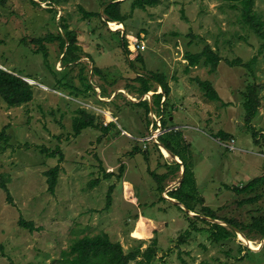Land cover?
I'll return each mask as SVG.
<instances>
[{
	"label": "rangeland",
	"instance_id": "374dc122",
	"mask_svg": "<svg viewBox=\"0 0 264 264\" xmlns=\"http://www.w3.org/2000/svg\"><path fill=\"white\" fill-rule=\"evenodd\" d=\"M104 1L0 0V67L31 77L27 79L34 85L32 100L23 105L9 107L0 98V130L9 136L7 148L0 151V182L6 179L10 195L8 200L0 185V264H58L73 240L101 233L119 241L125 251L144 250L156 241L155 257L144 264H264V237L253 233L249 240L223 220L240 224L264 214V195L252 205L239 206L227 188L264 175L260 39L241 21L239 8L226 0H158L145 8L123 0L119 9L125 18L115 25L100 12ZM80 7L95 14L86 17ZM254 10L264 18V0H255ZM64 24L80 48L73 63L64 62L59 40L49 36L64 35ZM122 37L127 50L137 48L140 58L125 53ZM205 44L222 58L216 71L209 73L200 63L186 72L185 54L199 52ZM254 56L255 78L245 67L229 64ZM153 72L163 73L170 85L164 114L152 110V95L162 91L157 84L145 95L137 91L135 78ZM81 76L93 89L74 99L68 86L83 88ZM196 78L210 80L222 101L208 100ZM253 80L261 99L251 121L256 136L245 125L242 104V90ZM144 99L150 106L147 114L136 104ZM80 107L107 129L88 127L75 134ZM171 130L182 132L189 144L184 156L197 189L192 213L165 198L180 185L182 168L174 170V164L181 160L154 138L159 142L160 133ZM221 131L230 138L216 137ZM57 148L55 157H49ZM56 165L60 171L50 192L44 171ZM203 207L235 234L214 242L208 225L199 220L193 222L200 229L193 230L186 213L201 218ZM21 220L38 229L21 226ZM186 229L190 235L179 242Z\"/></svg>",
	"mask_w": 264,
	"mask_h": 264
},
{
	"label": "trees",
	"instance_id": "16d2710c",
	"mask_svg": "<svg viewBox=\"0 0 264 264\" xmlns=\"http://www.w3.org/2000/svg\"><path fill=\"white\" fill-rule=\"evenodd\" d=\"M121 1L123 0L104 1V7L102 9V12L105 15L106 21L122 22L124 20L125 16L120 12L119 9V4ZM226 1L232 3L231 7L239 8L241 21L245 25H247L260 39L258 53H262V51L264 50V18H262L254 10L255 0ZM49 2L59 3V0H49ZM157 2L158 0H133L132 7L145 8V6H152ZM80 11L86 17L95 14L94 12L86 11L82 7H80ZM97 15L100 16L98 12ZM105 20L104 22H106ZM64 28V35L58 34L56 36H49L50 38H56L59 40L61 48L64 49V54L62 56L64 62L73 63L72 61L79 58V55H77L74 51L77 49L79 50L80 48L79 46H77L75 34L70 30H67V26L65 24ZM36 41L39 43V46L42 47V50L44 51L43 55L46 57L47 51L40 43L42 40L37 39ZM120 42L122 43L125 53L128 54L129 57L134 55H136L137 58L141 57L139 54H136L139 53V50L137 48L133 49L132 51L127 50L126 40L123 37L120 39ZM256 58L257 56H254L247 62H242L240 58H236L232 61H229V64L241 65L245 67L249 71L248 75H250L252 78H255L253 66L255 64ZM185 59L187 60V65L185 68L186 72H188L191 67L197 66L198 64L202 63L203 65L209 68V73L215 72L219 62L222 60L221 56L209 44H205L202 50L199 52H187L185 54ZM96 71L99 72L98 70ZM25 78L32 79L31 77L19 76L3 68H0V98L7 104V106L16 107L28 103L32 100L34 85L29 83ZM80 78L83 83V88H79L73 85H65L69 87L68 95L73 97L74 99L79 96H86L88 94L87 92L90 89H93L92 84L88 83L85 77L81 76ZM135 79L139 82V87H137V91L140 96L145 95L151 90H155L152 88V84L154 83L162 89L161 92H157L152 95V110L155 109L160 114H164V103L166 102L165 100L168 99L170 93V85L167 82L166 76L160 72H153L150 74V76L140 75L137 76ZM196 80L198 85L203 89L204 96L208 100L219 102L222 101L219 93L213 87V84L210 80H201L199 78H196ZM259 90L260 86L259 84H256L254 80L248 82L242 90V104L245 111V125L251 128L252 134L254 136H256L257 133L254 131V128L251 125V121L257 115L258 108L260 106L261 99L259 97ZM102 97H105V95L103 94ZM136 104L144 106L146 114L150 112V106L148 104L147 99L138 101L136 102ZM76 111L77 116L75 117L73 123L75 134H78L82 129L88 127L97 126L101 129L104 128L103 130L107 129L106 126H103L99 122L96 123V117L94 116V114H91L86 111V108L80 107ZM148 124L149 121H147L146 126H148ZM165 124V120H162L161 127L166 128ZM216 137H219L221 140H227L230 138V135L221 131L217 133ZM157 140L166 150H168L170 153L174 154L181 160V164H174V170H179L181 166L184 167V175L180 185L176 189L168 191L167 195L171 198L180 201L188 210L195 211V207L192 201H194V195L197 192V189L191 167L192 165L191 163H188L186 161V158L184 156L185 152H187L188 150L189 144L185 141L182 132H180L179 130L165 131L157 137ZM8 142L9 136L6 133L5 129L0 130V151L5 150L7 148ZM57 152H59V148H57V150L55 151L49 152L48 156L55 157ZM59 160H62L61 154ZM59 171V165H56L44 171V175L46 176V181L48 182V189L50 192H54ZM156 175L155 177L158 178ZM162 176L165 177L166 174H162ZM96 182L97 180H94L92 183ZM0 185L5 191L7 199L10 200L9 190L6 186V179L2 178ZM162 188L163 187L161 186V192L163 191ZM227 188L231 189L235 193L236 197L238 198L237 204L239 206L252 205L264 195V192L262 190L264 188V175L257 176L246 182L244 185L232 187L227 186ZM107 199L109 204L111 199L110 189L107 193ZM161 199H164V197L161 196ZM178 208L181 211L183 210L179 206ZM201 212L204 216L211 217L213 219H220V216L215 214V212L208 207H203ZM186 215L189 218H192V220L190 221V225L192 226L193 230L200 229L195 225V223L193 222L194 220H199L207 224V231L209 232V235L214 242L226 240L232 234H235L233 231H231V229L222 226L216 222L212 223L206 219L199 218L197 216H189L187 213ZM223 220L243 232L249 240L253 239V233H258L259 237H264V214H253L249 217L246 223L240 224L232 219L224 218ZM20 224L21 226L31 230L38 229L34 227L31 221L21 220ZM189 235L190 230L186 229L179 236L178 241L183 242L185 238ZM2 249L3 245L0 243L1 252ZM245 249L247 251H250V249L246 247ZM156 252L157 243L154 240L144 250H141L139 247H136L132 248L131 250L125 251L119 241H112L107 233H101L96 234L94 236H83L81 238L73 240V242L69 245L68 249L63 250L61 252L62 258L57 259V262H59L58 264H129L131 261H137L138 264H144L149 263L155 257Z\"/></svg>",
	"mask_w": 264,
	"mask_h": 264
},
{
	"label": "water",
	"instance_id": "95a60500",
	"mask_svg": "<svg viewBox=\"0 0 264 264\" xmlns=\"http://www.w3.org/2000/svg\"><path fill=\"white\" fill-rule=\"evenodd\" d=\"M101 13H102V11H100ZM1 68V67H0ZM27 81H28V79L27 78H25ZM29 82V81H28ZM30 83V82H29ZM103 100H105V99H103ZM154 140H155V142L158 144V146L159 147H163L159 142H157L156 141V139L154 138ZM164 148V147H163ZM165 149V148H164ZM166 150V149H165ZM168 153H169V155L171 156V157H173V158H176V159H178L177 158V156H175L174 154H172V153H170L168 150H166ZM178 163H180L181 164V162H178ZM181 168H182V171H181V175H180V180H179V184H180V182L182 181V178H183V175H184V167L183 166H181ZM168 201H170V202H172V203H175V204H177V205H179L183 210H186V211H188L189 213H192L191 211H189L181 202H179V201H177L176 199H174V198H171V197H165ZM192 215H198L199 216V214H195V213H193ZM201 218H203V219H206V220H208V221H211V222H217L216 221V219H213V218H209V217H206V216H203V217H201ZM234 228V230H236L237 232H239V230L237 229V228H235V227H233ZM246 241H248V239H245ZM264 243V241H262V243H261V246H262V244ZM260 246V247H261ZM258 248H256V250H257ZM253 250H255V249H253Z\"/></svg>",
	"mask_w": 264,
	"mask_h": 264
},
{
	"label": "built area",
	"instance_id": "2783aa9c",
	"mask_svg": "<svg viewBox=\"0 0 264 264\" xmlns=\"http://www.w3.org/2000/svg\"><path fill=\"white\" fill-rule=\"evenodd\" d=\"M139 45H136V47H138ZM158 124V127H160V124L159 123H157ZM159 133V132H158ZM161 134V133H160ZM153 135V134H152ZM155 136H157V134L155 135ZM151 138H154V136L153 137H151ZM231 148V147H230Z\"/></svg>",
	"mask_w": 264,
	"mask_h": 264
},
{
	"label": "bare ground",
	"instance_id": "6f19581e",
	"mask_svg": "<svg viewBox=\"0 0 264 264\" xmlns=\"http://www.w3.org/2000/svg\"><path fill=\"white\" fill-rule=\"evenodd\" d=\"M110 24H111V25H115V24H116V22H113V21H111V22H110ZM250 243H251V242H250Z\"/></svg>",
	"mask_w": 264,
	"mask_h": 264
},
{
	"label": "crops",
	"instance_id": "0c3cea01",
	"mask_svg": "<svg viewBox=\"0 0 264 264\" xmlns=\"http://www.w3.org/2000/svg\"><path fill=\"white\" fill-rule=\"evenodd\" d=\"M149 93V92H148Z\"/></svg>",
	"mask_w": 264,
	"mask_h": 264
}]
</instances>
